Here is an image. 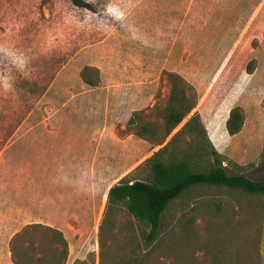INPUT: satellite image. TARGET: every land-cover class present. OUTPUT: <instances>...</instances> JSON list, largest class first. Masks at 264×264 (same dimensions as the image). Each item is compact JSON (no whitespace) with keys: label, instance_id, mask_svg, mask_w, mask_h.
I'll return each mask as SVG.
<instances>
[{"label":"rangeland","instance_id":"374dc122","mask_svg":"<svg viewBox=\"0 0 264 264\" xmlns=\"http://www.w3.org/2000/svg\"><path fill=\"white\" fill-rule=\"evenodd\" d=\"M0 49V264H264L262 195L192 187L150 244L123 202L100 227L194 114L158 160L264 182V0H0ZM171 74L193 107L163 140Z\"/></svg>","mask_w":264,"mask_h":264},{"label":"trees","instance_id":"16d2710c","mask_svg":"<svg viewBox=\"0 0 264 264\" xmlns=\"http://www.w3.org/2000/svg\"><path fill=\"white\" fill-rule=\"evenodd\" d=\"M178 78L179 76L176 74L170 75L171 88L168 107L162 116L163 140L193 107L186 105L187 97L184 90H178L176 82ZM51 80V77H49L40 88L31 89L30 97L33 103L29 108H32L35 101L45 92ZM86 82L92 86L91 83ZM197 119L196 114L192 115L175 133L174 138L146 159V162L150 163L149 182H123L119 180L108 189L104 217L100 225L101 229L109 223V213L112 207L119 202H123L126 210L135 219L144 221L149 225V230L145 235V243L150 244L157 237L163 213L171 201L192 187L224 188L241 191L249 195L264 196L263 181L251 180L244 175L227 173L220 156L214 149L211 150L212 166L205 171L197 170V165L190 163L191 153H186L183 159L172 156L166 163L158 160V156L172 146L178 135L192 132L191 125ZM243 120L241 111L238 108L232 109L226 122L227 133L229 135L238 133L243 125ZM137 133L140 138L144 139L147 135L153 136L155 132L145 126H140Z\"/></svg>","mask_w":264,"mask_h":264},{"label":"clouds","instance_id":"9594fccd","mask_svg":"<svg viewBox=\"0 0 264 264\" xmlns=\"http://www.w3.org/2000/svg\"><path fill=\"white\" fill-rule=\"evenodd\" d=\"M0 50H3V49H0ZM18 62H21V61L19 60V58H18ZM8 86H9V88L12 87L11 84H9Z\"/></svg>","mask_w":264,"mask_h":264}]
</instances>
